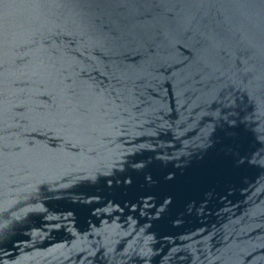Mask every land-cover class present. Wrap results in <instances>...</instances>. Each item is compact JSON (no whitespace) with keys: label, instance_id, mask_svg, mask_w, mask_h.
<instances>
[{"label":"water","instance_id":"95a60500","mask_svg":"<svg viewBox=\"0 0 264 264\" xmlns=\"http://www.w3.org/2000/svg\"><path fill=\"white\" fill-rule=\"evenodd\" d=\"M0 264H264V0H0Z\"/></svg>","mask_w":264,"mask_h":264}]
</instances>
